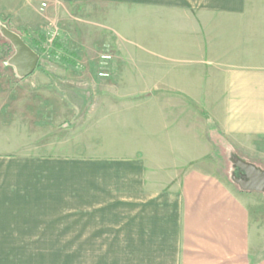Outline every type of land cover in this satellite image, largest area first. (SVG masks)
<instances>
[{
    "label": "crops",
    "instance_id": "1",
    "mask_svg": "<svg viewBox=\"0 0 264 264\" xmlns=\"http://www.w3.org/2000/svg\"><path fill=\"white\" fill-rule=\"evenodd\" d=\"M63 2L147 18L112 26L147 44V71L126 93L145 98L115 129L95 122V145L73 154L53 149L50 118L25 130L22 113L4 120L14 106H0V264H72L73 254L80 264H264L249 203L264 193L226 180L211 138L215 129L242 150L264 142V0ZM38 6L0 0L1 27H41ZM39 65L40 55L28 76L50 75ZM39 141L47 151L28 149Z\"/></svg>",
    "mask_w": 264,
    "mask_h": 264
},
{
    "label": "rangeland",
    "instance_id": "2",
    "mask_svg": "<svg viewBox=\"0 0 264 264\" xmlns=\"http://www.w3.org/2000/svg\"><path fill=\"white\" fill-rule=\"evenodd\" d=\"M35 1L39 4L37 12L42 26L30 28L19 35L22 37L23 33V37L40 55V65L36 71H48L50 75L41 71L37 75L39 78L27 75L23 80L14 75L12 66L6 65L10 54L4 52L2 40L8 38L3 34L4 28L0 24V106H14L9 108V112L7 109L3 112L2 119H12L20 112L23 114L25 130H30L28 123L39 118L42 124H47L50 118L57 130V142L53 148L55 152L79 153L95 145V141H92L95 137V122L107 118V124L112 120L111 125L114 127L110 125L106 128L115 129V122H129L128 119L134 116L135 112L131 111L133 107L125 105L138 100L141 102L145 98L144 95L126 93L132 90L130 87L138 77L147 71V44H135L127 37L130 32L124 31L127 26L147 23V18L134 15V9L125 11L105 4L73 5L63 0ZM44 2L46 7L42 6ZM113 22L124 28V31L112 29ZM103 55L111 58L104 60ZM67 57L73 62L67 61ZM15 106H24V109L17 113ZM64 129L67 131L63 132ZM11 130L14 129L9 132ZM211 138L215 153L220 158L221 174L233 186L242 189L235 179L240 171L237 161L239 158L247 159L244 158L246 155L250 157L248 161L264 165V158H261L264 157V142L242 150L238 142H230L215 129L211 130ZM111 139L112 136H108V147L113 145ZM28 145L31 146L28 149L38 146L41 152L48 150L45 141ZM249 203L256 241L253 257L257 258L264 255V195L250 194ZM76 234L78 226L73 230V250L76 247L78 250L79 240L74 239ZM72 264H80L79 254L72 255Z\"/></svg>",
    "mask_w": 264,
    "mask_h": 264
},
{
    "label": "water",
    "instance_id": "3",
    "mask_svg": "<svg viewBox=\"0 0 264 264\" xmlns=\"http://www.w3.org/2000/svg\"><path fill=\"white\" fill-rule=\"evenodd\" d=\"M2 28H4L3 34L13 43L16 49L14 56L9 60V64L16 67L19 76L29 75L37 66L38 53L19 34L4 26ZM236 165L240 168L241 173L235 179L242 190L264 193V168L242 158L238 159Z\"/></svg>",
    "mask_w": 264,
    "mask_h": 264
},
{
    "label": "trees",
    "instance_id": "4",
    "mask_svg": "<svg viewBox=\"0 0 264 264\" xmlns=\"http://www.w3.org/2000/svg\"><path fill=\"white\" fill-rule=\"evenodd\" d=\"M5 41L2 43V45L4 46V52L7 53V54H10V57L8 59V61L6 62V65L7 66H12L11 64H9V60L14 56L15 52H16V49L13 45V43L9 40V39H6L4 37Z\"/></svg>",
    "mask_w": 264,
    "mask_h": 264
},
{
    "label": "built area",
    "instance_id": "5",
    "mask_svg": "<svg viewBox=\"0 0 264 264\" xmlns=\"http://www.w3.org/2000/svg\"><path fill=\"white\" fill-rule=\"evenodd\" d=\"M42 6H43V7H46V3L44 2V3L42 4ZM102 58H103L104 60H109V59L111 58V56H109V55H103ZM105 75H107V74H101V76H105Z\"/></svg>",
    "mask_w": 264,
    "mask_h": 264
},
{
    "label": "flooded vegetation",
    "instance_id": "6",
    "mask_svg": "<svg viewBox=\"0 0 264 264\" xmlns=\"http://www.w3.org/2000/svg\"><path fill=\"white\" fill-rule=\"evenodd\" d=\"M238 170H239V168H237ZM240 173H241V170L238 172V174L240 175Z\"/></svg>",
    "mask_w": 264,
    "mask_h": 264
}]
</instances>
